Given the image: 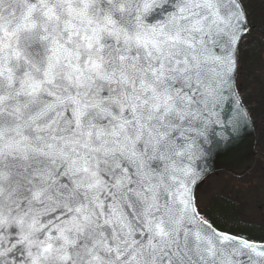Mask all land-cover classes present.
<instances>
[{"label":"snow or ice","instance_id":"1","mask_svg":"<svg viewBox=\"0 0 264 264\" xmlns=\"http://www.w3.org/2000/svg\"><path fill=\"white\" fill-rule=\"evenodd\" d=\"M0 264H264V0H0Z\"/></svg>","mask_w":264,"mask_h":264},{"label":"rangeland","instance_id":"2","mask_svg":"<svg viewBox=\"0 0 264 264\" xmlns=\"http://www.w3.org/2000/svg\"><path fill=\"white\" fill-rule=\"evenodd\" d=\"M221 172H223V171H221ZM224 173H226V172H224ZM217 182L223 183L227 186L231 182V177H230V175H227V174H221L220 177L217 179Z\"/></svg>","mask_w":264,"mask_h":264},{"label":"trees","instance_id":"3","mask_svg":"<svg viewBox=\"0 0 264 264\" xmlns=\"http://www.w3.org/2000/svg\"><path fill=\"white\" fill-rule=\"evenodd\" d=\"M221 174H227V173L221 172ZM227 175H229V174H227ZM220 184H223V183H220ZM223 185H225V184H223ZM225 190H227V186H226ZM225 226H228V225L226 224ZM254 227L259 228V223L257 222V224Z\"/></svg>","mask_w":264,"mask_h":264},{"label":"water","instance_id":"4","mask_svg":"<svg viewBox=\"0 0 264 264\" xmlns=\"http://www.w3.org/2000/svg\"><path fill=\"white\" fill-rule=\"evenodd\" d=\"M221 171H223V169H222ZM223 172H224V171H223Z\"/></svg>","mask_w":264,"mask_h":264}]
</instances>
